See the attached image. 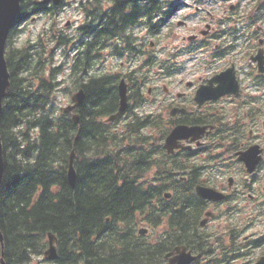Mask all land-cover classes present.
<instances>
[{"label": "trees", "instance_id": "1", "mask_svg": "<svg viewBox=\"0 0 264 264\" xmlns=\"http://www.w3.org/2000/svg\"><path fill=\"white\" fill-rule=\"evenodd\" d=\"M109 1V7L104 0L81 2L86 20L78 27L77 43L57 31L49 40L39 35L15 46L14 37L32 17L58 11V7L36 4L37 0L20 2L6 45L10 85L0 114V259L4 264H30L47 248L49 233L57 239L54 264H160L170 248L166 232L157 245L135 235L138 216L149 225L151 219L157 223L165 218L164 203L159 200L168 187L164 152L159 153L150 144L152 136L144 133L155 121L130 109L122 129L117 121L105 123L118 108L119 77L92 72L102 51L119 58L138 53L121 26L131 24L135 10L137 18L144 17L139 12L145 15L146 8L150 16V10L160 7L159 0H146V5L144 0ZM60 48L74 49L75 54L55 66V50ZM145 63L158 64L155 60ZM160 66L171 73L166 65ZM65 79L73 92L83 89L85 93L84 103L74 111L77 124L72 113H63L56 102ZM155 151L159 156H153ZM72 152L77 174L74 188L67 179ZM192 185L182 184L183 193L173 187L174 200L190 202L188 229H183L185 222L175 220L174 235L177 243L185 244L182 234L188 230L187 246L199 250L193 233L201 206ZM204 255L206 264H211L212 254Z\"/></svg>", "mask_w": 264, "mask_h": 264}, {"label": "flooded vegetation", "instance_id": "2", "mask_svg": "<svg viewBox=\"0 0 264 264\" xmlns=\"http://www.w3.org/2000/svg\"><path fill=\"white\" fill-rule=\"evenodd\" d=\"M186 1H176L177 7L166 18L156 15V9L149 18L147 8L146 17L137 18L135 15L138 12L135 10L130 19L131 24L122 25L121 28L129 30L138 26L142 28L149 26L167 29L176 13H182L181 16L189 20L192 14L183 11ZM212 1L218 3L222 0H202L203 5L207 6H210ZM155 2L156 0H150V3ZM166 2L172 5L174 0H166ZM146 4L144 0V5ZM127 7L130 9V5ZM233 7L235 5H231L230 9ZM199 9L200 7H195V10ZM236 10L235 8L233 11ZM251 10L252 12L249 13V17H252L251 22L246 21L242 27L248 29L244 34L248 45L240 52L247 57L246 68L237 66L235 62H226L218 67L211 66L202 74L194 75L190 80L180 79L173 88L163 87V99L158 102L157 108L165 112L164 124L170 127L169 132L177 125L205 128V135L200 140H182L177 143L178 147L172 153L166 154L168 188L175 186L183 193L184 191L181 190L184 188L181 185L191 183L194 190L197 186L208 187L221 196L216 202L204 201L207 207L203 215L208 211L212 213L207 218L204 216L206 220L203 228L200 227L202 231L193 233L197 241L194 246L199 250L189 249L186 246L187 252L201 254L199 260L191 264L204 263V255L201 251H210V247L222 243L227 246L219 247L236 249L241 253H253L254 247L255 250L264 248V71H259L258 60H252L254 56L259 55L264 61V5L255 2ZM139 14L143 15L142 12ZM206 14L208 20L205 21V29H201L199 34L205 31L206 33L204 37L201 35L198 37L206 38L215 31L218 32L216 34L221 41L226 35L234 33L235 29L228 28L226 23L223 22L225 26L216 23L211 11L207 10ZM149 19H153L154 22H149ZM187 20L176 23L186 26ZM239 22L240 20L237 19L235 25L237 26ZM212 23L216 24L213 26ZM198 37L191 35L186 40L193 43ZM214 47V57L218 60L227 59L236 52L235 45L224 42ZM231 73L233 80L230 77ZM233 83H237V86L234 87ZM166 136L161 141L160 137L156 143L155 148L159 153L164 152ZM155 155L159 156L156 151ZM192 161L197 162V167L186 168ZM171 194L176 196L177 192L173 189ZM178 202L181 203L179 200ZM180 203L177 205L179 217L182 222H187L189 202ZM238 220L240 225H237ZM257 220L259 225L255 224ZM217 221L219 222L214 232L208 234L207 231ZM173 223V220L168 223V242L175 239L174 234L178 230ZM185 227H188L187 223L183 229ZM244 227L246 231H251L250 236H243ZM238 228L240 233H238L239 237H236ZM257 228L259 229L254 231ZM222 230H225L226 234L218 233ZM200 235L203 236L202 239ZM254 235H258V238L253 239ZM183 239L187 245H190L188 234ZM182 245L184 244L172 243L170 252ZM235 255L240 256V253L236 251ZM236 263L238 259L225 264Z\"/></svg>", "mask_w": 264, "mask_h": 264}, {"label": "rangeland", "instance_id": "3", "mask_svg": "<svg viewBox=\"0 0 264 264\" xmlns=\"http://www.w3.org/2000/svg\"><path fill=\"white\" fill-rule=\"evenodd\" d=\"M63 1L64 6L58 14L35 16L28 22V24L24 25L22 27L23 31L14 37L13 44L15 46H21L29 40H36L39 35H43L44 39L47 38L49 40V37L53 38L52 35H58L57 31H62L65 36L71 37L72 40L77 43L79 41L78 27L85 19V14L80 10L79 6V1L81 0ZM253 1L254 0H237L233 2L221 1L218 3L212 1L210 6L203 5L202 2L199 6L203 12L199 10L196 11L195 14L193 13L192 18L187 20L186 26L178 25L176 21L178 20L179 15L174 16V26L169 29H164L162 36L157 41H154L149 37L147 32H145V29L134 30L135 36L137 38H145V42L148 46L149 44L156 42L152 46H149L148 50H151L152 54L158 56L161 60H168L167 62L171 65L175 64V66L180 69L177 74L164 77V75L161 74L162 71L160 69H152L150 66H144L145 61L149 60L150 55H141L134 61L129 62L126 57L117 58L112 56L108 50L102 51L99 59L93 65L92 71L95 74L113 73L120 76H126L130 71L136 70L137 76H141L139 78L145 77L148 81L147 85L143 88L146 102H142L139 113L142 115L161 113L163 115L164 110L157 109L158 102L163 99V87H167L168 89L173 88L180 79L183 81L190 80L194 75L205 72L207 68L211 66L218 67L224 65L226 62H235L237 66L246 68L247 57L240 54V52H242L244 47L248 45L246 41L247 38L244 36V34L248 32V29L242 27L246 21L251 22L252 20V17H249V13L252 12L250 7L252 4L251 2ZM258 1L259 0H257V2ZM234 4L235 7L230 9V6ZM252 6H254V3ZM235 8L237 10L234 12L233 10ZM207 10L214 14V20L216 23H221L223 26H225L224 23H226L227 27L235 29V32L231 35H226L221 41H219L216 34L218 32L213 31L208 34L206 38L198 37L196 42H188L186 39L189 36L198 35L201 29H205L204 24L205 21L208 20L206 19ZM183 11L186 12V9H183ZM237 19L240 20V22L236 26L235 21ZM212 24L213 26L215 25L214 23ZM222 42L238 47H235L236 52L233 53L231 57L218 60L213 55V48L215 45L221 44ZM199 44L204 45V47L197 48V45ZM70 50L72 51H69L68 48L56 49L54 65H59L62 62L67 63V58L69 56V58H71L75 54L73 51L74 49L70 48ZM235 54L236 56H234ZM245 85H247V82ZM148 88H151L150 94H146ZM73 93L75 92H73L71 84L65 79L61 85V90L56 95V102L59 108L66 107L70 104V97ZM132 102L133 101H130V104H133L134 109L136 110V103ZM146 132L154 133V130ZM237 219H239V217ZM218 222L219 221L212 224V227L208 232H214ZM255 224L259 225L258 220L255 221ZM237 225H240V220L237 221ZM141 227L146 228L147 226L141 225ZM258 229L259 228L254 229V231ZM160 230L161 226L155 230H150L151 238H153ZM218 233L223 235L226 234L225 230ZM250 234H252L251 231H246V228L244 227L243 236L248 237ZM257 236L258 235H254V237ZM252 251L254 252L253 254L245 256L236 264H248V261L256 256H260L264 251V248L254 249ZM30 264H50V262L43 259V256H41L33 258Z\"/></svg>", "mask_w": 264, "mask_h": 264}, {"label": "water", "instance_id": "4", "mask_svg": "<svg viewBox=\"0 0 264 264\" xmlns=\"http://www.w3.org/2000/svg\"><path fill=\"white\" fill-rule=\"evenodd\" d=\"M20 1L21 0H0V114L2 111L3 100L6 96V91L10 85V74L8 71L7 62L5 60L6 43L10 30L14 26L15 21L18 17L20 11ZM60 1L61 0H40L39 4L47 5L49 3H52L54 5H58ZM258 61H259V69L263 71L264 67L262 66L264 65V62L260 58ZM230 77L233 80L232 73ZM233 86L236 87L235 83H233ZM118 94H119V109L117 114L125 111L127 107V86L124 82L120 81L118 85ZM84 99H85V95L83 90L81 89L72 95L71 100L73 104L69 105L66 108H63V111L66 113L72 111L75 108H78L79 106L82 105ZM115 117L116 115H113L108 120L112 121L113 119H115ZM73 121L75 124L78 122L77 115L73 116ZM203 130L204 129L200 127L179 126L175 128L171 132V134L167 137L164 147L168 152H172V147L175 146V143L178 140L187 139L189 137L196 139L200 137ZM74 156H75L74 152H72L69 158L68 172H67L68 182L71 188L75 187L76 178H77L76 171L74 168ZM2 176H3V159H2V152L0 145V183L2 180ZM211 192L199 189V195L201 197L214 199L215 196ZM56 242H57L56 237L51 233H49L48 249L44 252L45 258L49 261H54L57 258V251L55 247ZM0 244L3 245L1 234H0ZM195 258L196 257H192L190 253L181 252L178 257L171 259L170 264L173 263L190 264V262L193 261ZM1 264H3L2 259H1ZM257 264H264V257L261 258Z\"/></svg>", "mask_w": 264, "mask_h": 264}]
</instances>
